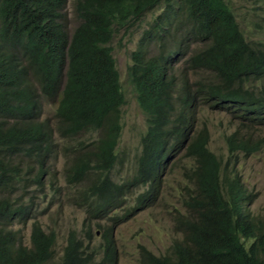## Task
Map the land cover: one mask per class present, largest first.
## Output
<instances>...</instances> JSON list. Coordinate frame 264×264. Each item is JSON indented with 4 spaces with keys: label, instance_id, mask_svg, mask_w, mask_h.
<instances>
[{
    "label": "trees",
    "instance_id": "1",
    "mask_svg": "<svg viewBox=\"0 0 264 264\" xmlns=\"http://www.w3.org/2000/svg\"><path fill=\"white\" fill-rule=\"evenodd\" d=\"M68 1L0 0V144L20 143L26 133L34 136L29 129L6 120L13 100L30 111L39 106L29 75L39 81L45 96L59 99L57 108L50 111L63 138L68 140L90 127L101 129L103 136L92 138V154L66 143L67 180L75 187L71 190L77 191L76 202L85 210L84 222L117 214L135 187L143 189L133 209L151 203L163 187L169 160L178 157L183 148L181 125L164 118L176 116L183 123L177 104L186 99L201 97L235 121L225 141L229 158L261 149L260 141L249 133L241 134L240 128L248 131L251 125L264 126V43L247 39L225 0H74L78 21L71 32L64 25ZM155 8L158 13L139 32L133 56L144 67L137 101L149 114L153 108L158 120L143 135L129 178L117 180L110 174L120 159L123 123L116 82L111 79L118 76L112 43L120 30L139 28L145 13ZM69 38L71 46L63 47L60 42ZM74 73L98 84L110 96L111 106L93 115L79 109ZM201 123L205 126V121ZM6 125L16 130L6 133ZM44 125H39L40 131ZM206 144L207 138H201L188 145L185 156L193 157L192 170L180 164L190 183L183 194L184 213L174 219L180 238L163 254L142 248L139 264H264V213H251L255 198L247 193L241 175L233 165L226 164L231 171L223 170L221 156L205 152ZM70 155L74 157L69 159ZM90 171H103L104 175L84 180ZM4 180L5 168L0 164V264H47L55 257L51 249L54 232H45L34 223L29 246L16 240L9 223L15 214L24 217L19 210L22 204L3 196L6 191H28V187ZM77 184L83 190H77ZM129 213L127 210L124 216ZM120 219L113 217L114 225ZM88 237L85 242L76 231H70L54 264L116 263L112 228L104 230V242L99 246L89 245Z\"/></svg>",
    "mask_w": 264,
    "mask_h": 264
},
{
    "label": "rangeland",
    "instance_id": "2",
    "mask_svg": "<svg viewBox=\"0 0 264 264\" xmlns=\"http://www.w3.org/2000/svg\"><path fill=\"white\" fill-rule=\"evenodd\" d=\"M73 1H68L67 10L69 15L65 21V24L69 23L70 27L74 26L76 22L73 14ZM225 1L233 11L241 30L248 39L256 41L264 40V0H259L258 3H254L252 0ZM157 13L158 10L156 8L146 12L141 19L139 28L129 26L127 29L120 30L113 39L112 53L122 76L126 74L130 61L127 53L137 48L139 32ZM194 48L195 45H192L191 50ZM185 49L186 47L184 46L181 48V51H185ZM28 77L30 80L33 78L31 86L35 91L36 100L41 106L38 109L39 116L35 120L43 121L48 116L51 120H54L55 117L50 113V110L55 108L58 98L44 97L45 93L39 81L33 75H29ZM190 78L194 80V76L191 75ZM122 113V123L124 125L120 131L118 154L121 159L122 152L126 149L129 157L124 163L113 169L112 175L116 179L129 178L128 174L131 173L132 161L140 151L139 127H141L142 120L145 119L143 112L134 103L123 106ZM220 114L215 110L204 112L209 126H215L217 117ZM10 115H13V113L7 115L6 120L9 123L15 122L16 119L10 118ZM222 115L220 124H217V127L210 131L209 145H217L219 152L225 158L224 165H233L235 170L241 175L242 183L247 193L252 194L255 198L250 211L253 214L261 215L264 213V126L251 125L248 131L240 126V133H246V135L249 133L252 139L259 140L261 149L252 155L246 156L244 153L238 152L236 158L234 156L229 158L225 141H227L226 139L229 134L232 133V124L235 121L229 120L227 114ZM29 130L34 136L39 134L35 127H30ZM97 136L102 137L103 131L99 128L90 127L75 137V144H82L83 146L80 150L84 152H92L94 147L92 138ZM77 141L79 144H77ZM51 143H53L54 147L43 159L44 164L49 169V177L43 175L41 184H32L30 187L31 191L28 194H20L18 191H6L3 196L10 201L17 200L16 203H24L25 205L33 201L30 215L26 216L25 221L15 217L9 224L10 228L15 231L17 241L27 246L30 245L33 223L42 225L47 231L54 232L55 241L51 249L55 250V257L47 264H54V260H57L61 256L70 231H76L79 237L87 240L84 225L85 210L76 202L74 195L77 191H70V189H74L75 187L71 188L65 182L63 175L66 141L54 130ZM48 146V143H43V152L48 150ZM179 159L186 166L191 165V162L186 159L182 151L179 154ZM38 160L39 158L35 154L30 158L24 157V162L35 167L34 174L40 171L47 173L48 170L45 166L39 168L35 165L36 162L38 163ZM0 163L4 167L10 165V162L5 158L0 159ZM103 175V171H90L84 180H95ZM229 175H232V173H229ZM80 186L81 184L76 185L78 187L77 190H83ZM162 186L165 189L159 190L151 198L149 205L135 210L133 207L136 208L138 206L137 196L143 188H132L131 192L127 195L124 206L118 210L117 216L121 217V219L113 233L117 253L115 264H139L138 257L142 248H146L155 254H162L172 247L175 240L180 238V232L174 227V219L184 213L185 207L182 199H185L183 198V194L186 195V188L190 186V183L184 178V171L177 166H173L167 170ZM55 190H59L60 192L58 199L54 197ZM127 210L130 213L124 216ZM87 224L91 226L90 231L93 233L91 245L99 246L102 242L101 235L106 227L111 226V221L108 218L103 220L88 218ZM98 230L100 233H96ZM98 258H100V255H98Z\"/></svg>",
    "mask_w": 264,
    "mask_h": 264
},
{
    "label": "clouds",
    "instance_id": "3",
    "mask_svg": "<svg viewBox=\"0 0 264 264\" xmlns=\"http://www.w3.org/2000/svg\"><path fill=\"white\" fill-rule=\"evenodd\" d=\"M252 2H254V1L252 0ZM258 2H259V0H256V2H254V3H258ZM67 6H66L65 10L68 13ZM68 15H69V13L67 14V16ZM65 21H66V18H65ZM65 21H64V25H65L66 29H68L71 32L73 30V28L76 26L78 20L76 18L75 25L72 27L69 26V23L65 24ZM247 39H248V37H247ZM69 40H70V38L66 39L64 41H61L60 43L63 47L67 48V47L71 46L69 43ZM250 40H253V39H250ZM258 42L264 43V40H259ZM135 50H132L129 53H127V56L129 57L130 61H129L128 66H127V72L124 76H122L120 74V71L116 65L115 57L113 56V53H112V58H113L118 76L112 77L111 79H113L116 82L115 87L117 90V97L120 100V104L118 107L121 110V116L123 114L122 113L123 106L128 105L130 103H134L136 105V107L139 108L143 112V114L145 115V119L142 120L141 127H139L140 134L138 137L140 138V150H141V147L143 146L142 137L147 132V130H149L151 132L152 127L156 124V122L158 120V113L153 108H151L153 110V113L149 114L140 106L139 102L137 101L138 100L137 99L138 92H140L142 89V77L144 75V67H143L142 63L140 62L139 58L133 56V53L135 52ZM112 51H113V49H112ZM65 68H66V66H65ZM73 78H74V84H76V86H78V89L76 92V95L78 97V102L76 104H77L79 109L93 115V114H95L101 110H105L111 106L112 101H111L110 96L107 93L103 92L98 84L93 83L92 79L91 80H84L83 77L81 76V74H78V73H74ZM44 97H47V96H44ZM71 100H72V97L66 102L65 106ZM58 103H59V99L57 101V105H58ZM72 104H73V102H72ZM57 105L55 106V108H57ZM39 107H41L40 104H39V106H37V104H36V105H34V108L30 111L27 107H24L23 105H21V103H19L17 100H13L12 101V107H11V113H13V115H11L10 118L16 119V121L13 123H16L18 126L24 128V129L25 128L29 129L30 127L37 128L38 132L42 133L41 134L42 136L40 138H39L40 135L32 136V135H29L26 133V134L22 135L23 141H21L20 143H17V141L15 140L12 146L0 144L1 154L3 155L2 158H5L10 162V165L8 167H4L0 163L5 168V180L3 182H8L10 184H13V185L19 187V188L24 187V186L28 187V191L18 189L17 191L20 192V194L21 193H27L28 194L31 191L30 187L32 184H41L42 176L44 175L45 177H49V175H50L49 169L44 164L43 159H44L45 155L47 153H49L50 151H52V149L54 147L53 143H51V138H52L54 130L56 131L55 123H56L57 118L54 116L55 119L51 120L48 116L43 121H36L35 120L36 117L39 116L38 115L39 114L38 113ZM55 108H53V109H55ZM212 110H215L216 112L221 113L217 117V121L215 122V126H209V124L207 122V118L204 115V112H211ZM177 112H179V118L182 117L183 123L177 121L176 116H169V117H165L164 119L166 121H172V122H175V123L181 125L182 132L180 133V135H181V139L183 142V148L181 149V151L184 152V155H185V152H189L187 147L191 143V141H198L201 138H207V144L205 145L203 150L205 152L213 154V155H220L222 158V161H223V170L231 171V169L229 167L224 165L225 164L224 163L225 158L219 152L217 145H209L210 131L215 129L217 127L216 126L217 124L218 125L220 124V120L222 119V116H223L222 114H227V112L225 110H218L217 108H215L214 106L209 104L207 101H205L204 99H202L201 97H198V96L193 97L191 99H186L181 104H177ZM50 113H52L54 115L53 111H50ZM193 113H196V117L193 116ZM1 120H3L2 116H0V121ZM202 121H205V126L202 125V123H201ZM9 124H12V123H9ZM40 124H45L42 127L41 131L39 130ZM2 127L3 126H0V129ZM10 130H16V128L12 127L11 125H6V129L4 132L7 133ZM51 130H52L51 135L49 137H46V135H47L46 132L51 131ZM233 130H234V125H233ZM76 136H74L68 140L63 138L62 136H61V138L66 141L67 145H69L73 148H76L77 150L79 149V151H82L80 149L82 148L83 145L82 144L81 145L75 144V137ZM29 137H31V138H29ZM43 143L49 144L48 150L46 152H43V148H42ZM77 144H79L78 141H77ZM66 146H65V153H64L65 155H66V150H67ZM226 150H227V146H226ZM94 151H95V149H93L92 152H84V151H82V152L87 153V154H92ZM118 153H119V149H118ZM227 153H228V151H227ZM34 154L39 158L38 163L36 162L35 165H37L39 168H41L42 166H45L48 170L47 173L40 171L37 174H34V168L35 167L29 163L24 162V157L30 158ZM73 157H74V155H70L69 159H72ZM128 157H129V155H128L127 150L126 149L123 150L122 158L119 159L118 161H116V163L114 164V167L112 169H114L116 166L124 163V161ZM185 157H186V159H188L191 162L190 168L192 170V168L194 166L193 157L191 155L185 156ZM2 158L0 157V159H2ZM64 160H65V167L63 170V175H64L65 182L68 185H70L71 183L67 180L69 163H68L66 156H65ZM180 164H185V163L183 161H180L179 156L171 158L168 162L166 172L169 168H171L173 166H177L182 170V168L180 167ZM132 168H133V161H132ZM132 168H131V171H132ZM128 175L130 176V174H128ZM110 176L114 178V176L112 175V172H111ZM114 179H116V178H114ZM120 179H123V178H118L117 180H120ZM70 187H71V185H70ZM164 189H165L164 187L160 188V190H164ZM70 191L73 192L71 189H70ZM59 194H60L59 190H55L54 197L58 199ZM32 203H33V201H31V203L27 204V205H25L24 203H21L22 205L19 208V210L21 212H24V217H21L18 213V214L14 215L13 219L15 217H18L22 220H26V216L30 215ZM115 216H117V214L111 213L110 216L108 217V219L111 221L110 228H112L113 233H114L115 227L119 224V221H120V220H118L117 223L114 225V221L112 220V218ZM12 220H11V222H12ZM97 220H99V219H97ZM101 220H103V219H101ZM84 225L86 228L85 229V235L87 236V240H85L84 238H82V239H84L85 242H88V240H89L88 234L90 235V238H91L93 236V233L90 231L91 226H89L87 224V221L84 222ZM1 226H2V222H1ZM9 227H10V225H9ZM106 228H109V227H106ZM43 229L45 232H50V231H47L45 228H43ZM96 233H100V231L98 230V231H96ZM101 238H102V235H101ZM113 241H114V239H113ZM91 242H92V240H91ZM103 242L104 241L102 239V242L99 245H101ZM114 244H115V242H114ZM89 245H91V243H89ZM115 247H116V245H115ZM156 255H159V254H156ZM116 259H117V253L115 256V261H116Z\"/></svg>",
    "mask_w": 264,
    "mask_h": 264
}]
</instances>
